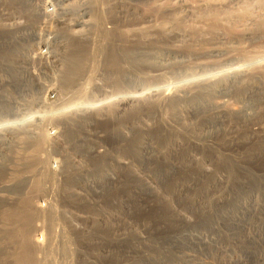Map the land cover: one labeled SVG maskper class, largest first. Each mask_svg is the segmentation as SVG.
Masks as SVG:
<instances>
[{
	"label": "rangeland",
	"instance_id": "obj_1",
	"mask_svg": "<svg viewBox=\"0 0 264 264\" xmlns=\"http://www.w3.org/2000/svg\"><path fill=\"white\" fill-rule=\"evenodd\" d=\"M196 1L134 0L133 9H118L133 11L132 21L112 18L117 29L100 69L88 57L79 80L89 84L95 68L99 93L88 92L90 83L88 93L56 105L8 96L0 117L31 110L36 119L23 129L0 126V264H233L256 250L264 264V0H215L213 13ZM113 50L119 65L107 75ZM133 97L135 118L153 129L146 156L136 149ZM72 102L56 121L44 119ZM78 115L93 121L71 125ZM70 128L80 132L74 139ZM25 130L42 133L46 145L36 150Z\"/></svg>",
	"mask_w": 264,
	"mask_h": 264
},
{
	"label": "bare ground",
	"instance_id": "obj_2",
	"mask_svg": "<svg viewBox=\"0 0 264 264\" xmlns=\"http://www.w3.org/2000/svg\"><path fill=\"white\" fill-rule=\"evenodd\" d=\"M127 1L129 3H122L120 0H0V107L4 106L6 107V109L8 108V104L9 105L11 104L8 102V96L10 94L11 96L14 94H17V96L18 95L35 96V97L43 96L46 97L47 101L50 104L56 105V103L59 104V100H60L59 97L61 96L62 97L66 95L70 96L69 94L71 95L77 94L79 96V95H84L85 93L88 92H90V94L93 95L95 91L99 93V90H101L103 86L101 85L102 83L100 84L97 82L100 81L101 79V77L100 78L96 77L98 75L97 74L98 70L96 72L94 71L92 75V70H96L95 68L89 70V76L85 78L86 80L91 81L90 82L91 86L93 84L92 87L95 88L88 91L87 87L89 86L86 87L84 85H89L90 83L87 84V81L81 82L79 80H82V78L86 73L88 57L89 59H92L91 61L92 64L94 65L96 64V66L98 65V67L99 66L101 67V62H102L101 58L105 57L107 48L110 47L108 41H111L113 43L111 37L117 29L116 25L118 20L124 26L125 21L129 22L131 20V15L133 18V11L132 13L129 12L130 15L126 14L127 12L124 13L125 16H123L124 15L123 13H122L123 15L121 14L122 15L121 16L119 15V13L121 12H117L118 9L120 10L124 9V7L126 6L129 9H131V7L133 9L134 0H127ZM196 2H197L196 4L197 9L198 11L200 10V12L201 11L204 13L217 12L216 1L215 4L212 0H197ZM106 18L108 20H106ZM112 18H114L116 25L114 24L115 22L112 21ZM128 31L129 30H127V32ZM132 32L133 31H131V33L129 32V34L132 35ZM133 36L134 35H132V37ZM174 36L177 37V33L176 35L174 34ZM132 41L134 42L133 38ZM110 54L111 55H108L106 57V60H104L102 65V68L105 71V74L107 75L110 74V72H113V70H111L113 67L114 70H116V68H118L119 65V62L116 58L115 50H113V52H111ZM128 54L129 52L127 48L126 56H128ZM91 68H93V66ZM100 75L101 74L99 73V76ZM101 82H103V80ZM109 84L108 86L110 87L111 83ZM72 85H77L75 88L77 87L78 88L73 89L71 88ZM214 86L215 84L209 86L207 85L206 87H204V89L212 91ZM160 96H161L160 94L157 95L156 93L153 95H149V97L152 98L157 97L156 98L157 100L160 98ZM11 98L12 97H10V99ZM12 99L15 100L14 98ZM2 102L5 103L3 104ZM132 103H133V111H134L133 135L135 136V134H137L142 137L141 144L136 148L137 153L139 155L140 153L141 154L143 153L141 156H146L150 154L151 148L147 146L146 147L143 146L144 144H146L147 141L144 138V136L148 135L153 129L152 127L146 125L142 120H139L140 116L135 118L136 109L134 108L136 105H138V101L136 100V98L133 97ZM12 104H14V102ZM17 104L19 105V103ZM28 104L30 107V105L34 104V100L32 99L29 100ZM73 104L74 102L68 105H64V104L62 106L59 105L60 108L54 110L52 115L47 114L48 117L44 119L50 118V121H52L55 115L59 116L57 114L66 112V109L72 107ZM2 110L4 111V109ZM2 110L0 112H3ZM23 110H25V107ZM88 110H89L88 107L87 109H82V107L81 109H78L80 113L81 112L85 113V111L87 112ZM95 110H97L96 111L97 113L98 111H104L105 109L100 107ZM155 110L158 111V108H156ZM30 111H28L27 114ZM27 114H24V116H22L19 119L18 118L12 119V121H9L7 118H6L7 120H4L5 115H3L2 117H0V126L1 124H5V125L7 124L10 126L12 124V126H14V128L16 129L17 128L23 129L24 127L22 128L21 126L27 125V123L25 124L24 122L29 118H31L32 116L34 117V114L31 115L29 114L27 115ZM37 114L39 115V113H36V115ZM95 115L97 116V114ZM100 116H103V114H101ZM70 120H72V122H70L71 125L76 120L85 122L86 124H88L90 121H93L92 117H87L84 115H78L77 118L72 117ZM59 123L60 125L66 124L65 120H62ZM34 124L35 122H33V125ZM25 131L26 134H28V136L30 135L29 138L34 143V147L36 150H40L41 146L46 145V140L45 138H43L42 133L36 134L31 130H25ZM78 133L80 132L75 130L74 128H70V130L66 131V136L68 137V139H74L75 137L78 136L77 135ZM56 141L58 142V140ZM161 156L162 154H159L157 152V154L154 155L152 158L158 160L159 158H161ZM1 160L2 159H0V161ZM133 176H134L133 178L139 179L141 187L150 190V192L154 191L153 188H151V186L143 178L137 177L135 173H133ZM154 197L159 201L158 203L165 201L163 197H159L155 195ZM202 210L203 211H200V214H205L206 212H204V209ZM173 213L174 215L176 214L174 211ZM34 215L42 216L43 212L38 211V214H34ZM48 217L51 219L52 216H48ZM33 243L35 244L30 243L32 249L30 253L36 255L38 253H42L43 252L42 243L39 240H36ZM66 253L69 254L70 252H66ZM261 258H262L261 253H258V250H256L254 251V253L252 254L250 253L249 259L248 257H246L243 260V263L238 262L233 264H247L246 262H249V264H260L259 262L261 261ZM83 261L86 262L87 260L83 259Z\"/></svg>",
	"mask_w": 264,
	"mask_h": 264
},
{
	"label": "built area",
	"instance_id": "obj_3",
	"mask_svg": "<svg viewBox=\"0 0 264 264\" xmlns=\"http://www.w3.org/2000/svg\"><path fill=\"white\" fill-rule=\"evenodd\" d=\"M49 27V26H48Z\"/></svg>",
	"mask_w": 264,
	"mask_h": 264
}]
</instances>
